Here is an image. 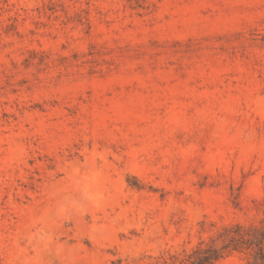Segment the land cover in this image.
Segmentation results:
<instances>
[{"label":"rangeland","instance_id":"rangeland-1","mask_svg":"<svg viewBox=\"0 0 264 264\" xmlns=\"http://www.w3.org/2000/svg\"><path fill=\"white\" fill-rule=\"evenodd\" d=\"M204 257L264 264V0H0V264Z\"/></svg>","mask_w":264,"mask_h":264},{"label":"trees","instance_id":"trees-1","mask_svg":"<svg viewBox=\"0 0 264 264\" xmlns=\"http://www.w3.org/2000/svg\"><path fill=\"white\" fill-rule=\"evenodd\" d=\"M262 258H263V254H262ZM215 260H217V258L213 259V258L204 257L203 259H199L195 264H211Z\"/></svg>","mask_w":264,"mask_h":264}]
</instances>
